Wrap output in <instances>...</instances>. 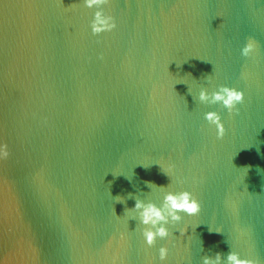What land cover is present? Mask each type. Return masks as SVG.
Instances as JSON below:
<instances>
[{
  "label": "water",
  "instance_id": "1",
  "mask_svg": "<svg viewBox=\"0 0 264 264\" xmlns=\"http://www.w3.org/2000/svg\"><path fill=\"white\" fill-rule=\"evenodd\" d=\"M91 11L0 0V264H200L230 250L264 264V0H110L116 27L97 36ZM216 85L244 93L238 113L195 101ZM156 163L200 212L148 248L124 209L159 204L145 182L170 179Z\"/></svg>",
  "mask_w": 264,
  "mask_h": 264
},
{
  "label": "clouds",
  "instance_id": "2",
  "mask_svg": "<svg viewBox=\"0 0 264 264\" xmlns=\"http://www.w3.org/2000/svg\"><path fill=\"white\" fill-rule=\"evenodd\" d=\"M110 0H80V4L84 9L92 10L91 19L88 22V28L93 36L101 33L110 32L115 27L113 17L105 11V6ZM257 42L249 37L245 40L239 49V55L245 59L252 58L257 52ZM99 58V57H98ZM208 76H205L207 80ZM240 78H246V72L241 71ZM176 83H185L184 80H177ZM244 93L227 85H216L212 90L205 87H200L195 95V101L199 104L213 105L218 104L228 114L238 113L237 105L243 101ZM204 121L209 127H214L217 139L224 135V126L221 123L219 114L216 111H207L203 113ZM9 156L8 146L0 140V161L7 159ZM160 167V171L169 177L170 182L164 185H156L152 182H145L149 190L155 189L161 193L159 204L153 203L148 199L134 198V204L131 208L124 209L128 220L137 221L140 226V235L143 238V243L148 248H151L156 240L168 241L172 233L170 228L181 225L183 217L195 216L200 212V203L195 195L188 190L179 189L172 190V165ZM177 185L183 184V181L176 179ZM115 201L123 203V198L116 196ZM113 213L115 214L114 210ZM183 214V216L181 215ZM119 217V216H117ZM185 228L178 227L176 232L178 236L185 235ZM210 231L212 229H209ZM219 233V230H215ZM169 254V248L166 245H161L156 249V258L160 262H164ZM200 264H258V261L251 257H242L239 252L230 250L226 255L221 257V253L216 252L211 257L204 255L200 259Z\"/></svg>",
  "mask_w": 264,
  "mask_h": 264
}]
</instances>
